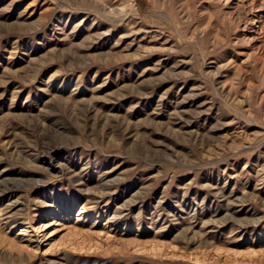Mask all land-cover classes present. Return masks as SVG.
Wrapping results in <instances>:
<instances>
[{"label": "rangeland", "instance_id": "374dc122", "mask_svg": "<svg viewBox=\"0 0 264 264\" xmlns=\"http://www.w3.org/2000/svg\"><path fill=\"white\" fill-rule=\"evenodd\" d=\"M0 264H264V0H0Z\"/></svg>", "mask_w": 264, "mask_h": 264}]
</instances>
